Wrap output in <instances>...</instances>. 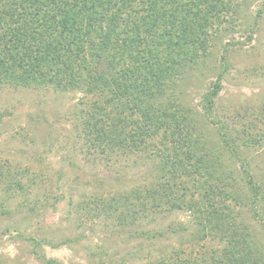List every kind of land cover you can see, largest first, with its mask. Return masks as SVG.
<instances>
[{
  "label": "trees",
  "instance_id": "obj_1",
  "mask_svg": "<svg viewBox=\"0 0 264 264\" xmlns=\"http://www.w3.org/2000/svg\"><path fill=\"white\" fill-rule=\"evenodd\" d=\"M244 1L0 0V84L81 92V104L88 105L79 114L87 142L108 158L146 157L156 169L147 185L83 194L74 203L77 211L122 227L162 210L189 213V243L195 246L141 264H264L249 224L234 208L249 200L253 210H264V180L243 167L245 182L237 187L232 156L198 133L195 114L173 93L214 34L226 22L234 25ZM219 79L201 98L208 110ZM224 135L221 142L236 153ZM37 184L29 168L0 160L2 207ZM167 228L187 231L185 225ZM139 231L147 234L138 226L130 234ZM163 235L157 230L152 237Z\"/></svg>",
  "mask_w": 264,
  "mask_h": 264
},
{
  "label": "rangeland",
  "instance_id": "obj_2",
  "mask_svg": "<svg viewBox=\"0 0 264 264\" xmlns=\"http://www.w3.org/2000/svg\"><path fill=\"white\" fill-rule=\"evenodd\" d=\"M233 21L232 27L224 23L206 54L179 75L173 93L195 114L198 133L232 156L240 187L243 167L256 181L264 180V0H245ZM218 77L219 92L208 110L201 98ZM82 95L0 84V160L29 168L38 181L3 207L6 195L0 192V210L9 207L0 213V264H49V258L59 264H141L175 248L189 251L195 244L189 243L192 222L184 210L148 215L137 225L147 234L134 235L137 226L122 227L74 207L83 194L113 195L156 177L148 158H108L87 142L79 118L88 106L81 104ZM223 135L237 145V154L221 142ZM253 207L248 200L234 208L264 256V210ZM170 225H185L187 231L169 233ZM157 230L165 235L152 237Z\"/></svg>",
  "mask_w": 264,
  "mask_h": 264
}]
</instances>
